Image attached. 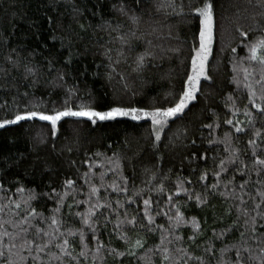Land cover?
Returning <instances> with one entry per match:
<instances>
[{"label":"trees","instance_id":"obj_1","mask_svg":"<svg viewBox=\"0 0 264 264\" xmlns=\"http://www.w3.org/2000/svg\"><path fill=\"white\" fill-rule=\"evenodd\" d=\"M205 3V75L163 126L0 128V264H264V0H0V123L174 107Z\"/></svg>","mask_w":264,"mask_h":264},{"label":"snow or ice","instance_id":"obj_2","mask_svg":"<svg viewBox=\"0 0 264 264\" xmlns=\"http://www.w3.org/2000/svg\"><path fill=\"white\" fill-rule=\"evenodd\" d=\"M196 11L200 14L201 17H203L202 23L204 24V30L201 31L200 49L197 51L196 56L193 58V74L188 76V90L183 92V94L179 97L178 103H176L174 107H169L167 109L157 108L153 112L144 113L145 116H151L153 119V123L156 125L163 126L167 118L175 117L184 111L188 101L194 99V93L197 90L196 85L199 82L200 77L205 75V61L207 60V55L210 51L208 44L211 41V28H212V20H213L212 4L205 3L202 9L197 8ZM242 35H247V34L243 33ZM258 49H264V40L258 41L257 44L253 45L250 48V51L252 53L250 59L258 60L260 64L264 65V56L258 57L256 55ZM233 51H235V49H233ZM197 61H199V63H197ZM141 111L143 110L135 109V108L133 109L113 108L108 112H97L82 107L81 110L79 111H73L72 109L68 108L64 111H57L54 114L49 115L40 111L25 110L24 114H16L14 119H5L2 123H0V128H3L5 125H9V124H17L20 121L32 120L38 118L41 121L50 122L53 129V134H55L57 123L62 119V117L77 116V117H87L89 119L99 118L100 120H106V119H112L116 116H127L129 114H136ZM261 111L264 112V109H262ZM133 118L139 119L140 117L139 115H134ZM93 122L95 121L93 120ZM227 123L231 124L232 121L229 120L227 121ZM237 130L239 131V129ZM256 135H260V134L256 133ZM156 138L159 139V134H157ZM249 143L252 144L254 147L256 146L255 140H250ZM255 163L258 165H264V159H260L257 157ZM203 178L204 177H202V179ZM68 183L71 184L72 181H68ZM241 187H243V185H241ZM144 203L147 205L149 201L146 200ZM53 223H56V221L53 220ZM67 243L68 241L65 240L64 244L66 245ZM136 244L137 246H140V241L138 240ZM39 250L42 249H40L38 246V251ZM61 251H64V249L62 248ZM67 254L70 255L71 253H67ZM0 255L3 254L0 253ZM81 255H83V253H81ZM57 259H59V257H57Z\"/></svg>","mask_w":264,"mask_h":264},{"label":"rangeland","instance_id":"obj_3","mask_svg":"<svg viewBox=\"0 0 264 264\" xmlns=\"http://www.w3.org/2000/svg\"><path fill=\"white\" fill-rule=\"evenodd\" d=\"M108 112V111H107ZM134 115H139L140 118H143V117H149V116H145L143 112H139V113H136V114H129L127 116H116V117H134ZM151 117V116H150ZM139 118V119H140ZM152 118V117H151Z\"/></svg>","mask_w":264,"mask_h":264}]
</instances>
